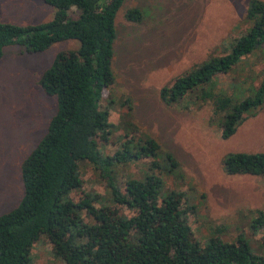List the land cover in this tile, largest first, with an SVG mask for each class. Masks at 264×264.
I'll return each instance as SVG.
<instances>
[{"label":"trees","instance_id":"16d2710c","mask_svg":"<svg viewBox=\"0 0 264 264\" xmlns=\"http://www.w3.org/2000/svg\"><path fill=\"white\" fill-rule=\"evenodd\" d=\"M36 1L52 9L50 19L26 25L0 22V57L12 46L28 55L65 41L75 47L55 54L38 78L41 92L54 99L55 112L18 166L20 200L0 214V264H30L31 248L40 239L61 264H264V256L251 254L242 234L223 240V229L211 234L206 228L205 240L196 239L187 220L196 214L188 203L193 190L188 195L164 188L163 179L178 168L177 161L129 121L127 131H115L101 108L102 92L114 84V18L124 0ZM245 18L250 27L223 54L176 77L159 94L166 104L192 95L200 104L209 102L215 114L223 113L222 140L264 103V73L253 77L247 64L264 52V3L251 0ZM124 19L137 24L142 16L130 8ZM231 74L244 82L234 100L219 86ZM106 144L115 147L110 155L101 150ZM82 164L102 180V193L80 192ZM139 164L146 167L140 178L120 175L123 168ZM223 170L264 178V152L230 153ZM251 226L264 229V215L258 214Z\"/></svg>","mask_w":264,"mask_h":264},{"label":"rangeland","instance_id":"374dc122","mask_svg":"<svg viewBox=\"0 0 264 264\" xmlns=\"http://www.w3.org/2000/svg\"><path fill=\"white\" fill-rule=\"evenodd\" d=\"M251 0H124L114 18L112 44L114 84L102 92L100 106L109 114L115 131L124 133L126 121L139 134L152 138L163 152L171 154L178 168L164 182L167 190L189 195L196 214L188 218L194 236L205 240L215 229L232 241L237 234L247 240L253 255L264 256V229L255 230L251 220L264 215V178L228 175L224 157L230 153L264 152V103L237 127L228 139L220 138L223 113L215 114L209 102L200 104L193 95L173 104L161 101L160 90L212 57L223 54L229 42L250 27L245 18ZM264 3V0H258ZM130 8L142 20L124 19ZM52 9L36 0H0V22L36 24L50 19ZM75 42L52 45L42 53L25 54L19 47L3 49L0 57V214L13 209L21 197L18 166L44 135L55 112V101L45 96L38 78L58 52L71 50ZM257 52V51H256ZM260 77L264 52L247 61ZM237 74L241 72L237 70ZM224 95L240 96L243 79L231 74L219 80ZM244 83V82H243ZM231 98V99H232ZM128 100V104L123 102ZM130 105V112L127 107ZM127 115V116H126ZM126 116V117H125ZM127 118V119H126ZM117 133L110 139L113 141ZM101 150H115L106 144ZM146 169L139 165L123 168L140 178ZM83 194L103 191L102 180L86 165H80ZM124 178V177H123ZM121 178V179H123ZM202 194V197L200 195ZM77 198V193H71ZM30 264H61L40 239L31 248Z\"/></svg>","mask_w":264,"mask_h":264}]
</instances>
